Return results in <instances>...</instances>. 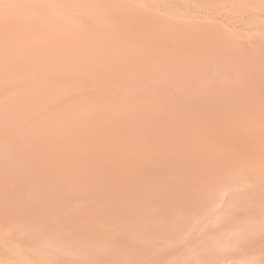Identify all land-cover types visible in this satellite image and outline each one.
Wrapping results in <instances>:
<instances>
[{
	"label": "rangeland",
	"instance_id": "1",
	"mask_svg": "<svg viewBox=\"0 0 264 264\" xmlns=\"http://www.w3.org/2000/svg\"><path fill=\"white\" fill-rule=\"evenodd\" d=\"M0 264H264V0H0Z\"/></svg>",
	"mask_w": 264,
	"mask_h": 264
}]
</instances>
